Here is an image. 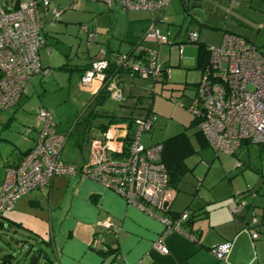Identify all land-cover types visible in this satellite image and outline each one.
<instances>
[{"label":"crops","instance_id":"obj_1","mask_svg":"<svg viewBox=\"0 0 264 264\" xmlns=\"http://www.w3.org/2000/svg\"><path fill=\"white\" fill-rule=\"evenodd\" d=\"M110 2L106 3L108 6L105 12L108 20L103 27L106 37L104 42L100 43L97 54L89 58L75 54L73 61H69L71 58L69 54L62 51L60 45L65 47L67 45L60 42L59 32L56 31L61 22L63 28L68 29L70 20H66L64 16L59 21L54 20L49 9L43 11L48 12L50 19L44 21L45 26L40 33L42 42L39 50L42 48L46 53L45 57L41 58L38 51L42 68L51 65L50 51L57 48L63 56L57 69L74 71L79 84L81 69L102 50L130 52L150 24L152 15L144 10H122L125 12L123 26L117 38L118 44L113 48L112 39L109 37L112 29L111 15L117 10L114 8L118 5L117 0ZM237 7L241 14L239 16L245 17L243 24L249 26L244 29L246 32L243 34L253 38L255 43L259 28L256 29L253 23L258 27L259 21L264 22V15H259V9L252 6V0H238ZM93 18V27L97 28L95 23L97 18L96 16ZM166 20L167 17L163 14L162 21ZM79 27L84 29L83 25ZM86 28L89 30L88 26ZM185 37L186 34L182 40ZM256 47L264 55L262 49L264 47ZM74 61L76 62L73 64L69 63ZM53 66L55 65L50 67ZM127 77L128 75H122L120 78L122 84ZM37 79L30 81L33 90L37 84L42 87L44 79L41 76ZM84 91L88 92L91 100L98 102L100 93L95 95L89 90ZM24 94L11 110L0 112V115L6 113L2 115L4 124L0 120L1 128L7 130L14 120L17 123L15 135L3 136L0 133V185L5 171L14 168L22 156L33 147L40 128L36 111L35 114H31L22 109L21 98ZM107 97L108 95L105 99ZM102 98L99 104L105 102L104 99L100 103ZM15 108L16 111L13 110ZM93 114L91 117L97 115L95 112ZM102 123L95 126L96 130L95 127L93 129L82 127L79 133L83 135L84 149L80 147L81 139L78 138L80 140L75 141L76 149L72 151L73 154L64 161L75 165L86 162L88 141L91 137H99L102 134L100 129ZM243 144L248 143L242 142L233 155L215 153L218 159L212 164L216 166L215 173L208 179L204 176L201 186L195 190L190 186L181 191L179 195L181 194L183 203L180 206L175 205L174 199L172 201L176 185L166 187L164 209H169L175 214L189 208L187 211L191 218L189 226L186 225L188 228L186 231L167 229L160 215L143 211L128 203L115 190L103 186L96 180L76 174L57 175L49 185L31 190L16 200L13 208L0 218V240H4L3 236L8 235L19 248H25L28 257L37 255L38 259L45 260L44 264H264V169L257 170L236 156L237 151H248L250 146L242 147ZM259 147L264 151V144ZM208 148L206 146L202 149ZM206 155L212 156L210 150L206 151ZM189 158L186 159L187 167ZM212 165L209 164V167ZM195 184L197 185V182ZM240 200L246 203V209L242 213L231 212L230 209ZM182 207L183 210L178 211ZM251 215L255 216L256 222L253 225L249 224ZM105 222L109 223L108 227L104 225ZM252 232H257L259 237L253 239ZM94 239L99 242L96 250L92 246ZM158 240L167 248L166 254L153 246ZM223 242H230V247L225 258L217 260L211 248ZM1 258L0 264H7L11 255Z\"/></svg>","mask_w":264,"mask_h":264},{"label":"built area","instance_id":"obj_2","mask_svg":"<svg viewBox=\"0 0 264 264\" xmlns=\"http://www.w3.org/2000/svg\"><path fill=\"white\" fill-rule=\"evenodd\" d=\"M171 1L117 0V5L122 10H144L153 15L165 10ZM5 4L0 0V112L16 105L34 75L49 73L48 68H42L38 54L44 26L42 12L49 9V1L18 0L11 7ZM50 11L58 20L61 10ZM162 20L159 17L152 21L132 53L107 58L102 50L79 77L80 86L95 95L106 91L112 99L124 101L123 84L114 74L107 75L111 64L126 70L130 78L149 80L150 89L152 83L168 80L171 70L158 60V48L167 44L182 57L187 44H196L199 35L190 29L185 40L176 43L157 28V22ZM83 28L92 41L96 31ZM207 50L208 63L201 71L188 110L198 119L197 128L208 147L214 153L233 155L242 142L264 144V55L254 45L230 34L223 35L218 46L210 45ZM37 118L40 128L33 147L16 167L5 171L0 185V218L16 200L49 185L57 175L77 174L96 180L150 214L158 215L157 210L165 208L168 177L160 162L161 144L146 146L140 141L142 133L152 129L155 114L134 118L137 131L128 142V122L111 123L99 137L89 139L88 158L82 165L62 159L68 135L56 131L51 112L39 107ZM245 209L246 203L240 200L230 211L242 213ZM188 214L183 211L174 219L160 218L167 229H179ZM255 222L251 215L249 224ZM104 225L108 227L109 223ZM251 237L256 239L259 234L252 232ZM98 244L94 239L92 246L97 249ZM153 246L167 253L159 240ZM229 247L230 242H223L211 249L217 260H223Z\"/></svg>","mask_w":264,"mask_h":264},{"label":"rangeland","instance_id":"obj_3","mask_svg":"<svg viewBox=\"0 0 264 264\" xmlns=\"http://www.w3.org/2000/svg\"><path fill=\"white\" fill-rule=\"evenodd\" d=\"M17 1L1 0L3 4L7 2L5 5L9 7ZM48 1L49 10L52 8L61 10L58 21L63 16L66 20H70V23H68L70 27L68 29L63 28L62 22L60 23L61 26L56 29L59 32L58 39L60 42L67 45L66 47L64 45L60 46L62 51L68 53L71 57L69 61L74 60L75 54L80 57L85 56V58L96 55L100 43L104 42L106 37L103 29L108 20L107 12H105L108 6L106 5V0ZM252 6L259 9V15H264V0H252ZM232 7H236L234 2L230 4L227 10L236 16L241 15L239 13L235 14ZM114 9L117 10L113 11L111 15L112 29L109 35L110 40L112 39L113 42L111 44L113 48L118 44L117 38L122 29L125 16V12L122 9L120 10L119 7ZM100 10L103 12L100 13ZM164 14L167 20L157 22V28L162 33H168L172 41L176 39V42H179V40L182 41L188 28L197 30L199 32L198 41L204 44L218 46L222 40V32L220 30L208 28L200 23H189L185 21L180 0H172L165 9ZM95 16L97 18L95 21L97 28L93 27V17ZM42 17L44 21L50 19L48 12H43ZM79 24L81 26L83 25V27L88 26L89 31H96L92 41L88 40L87 33L84 29L78 28L80 26ZM253 24L256 29L259 28L255 45L262 48L264 47V22L259 21L258 27L255 26V23ZM97 31H99L98 34ZM111 33L113 34L112 37ZM158 49V60L164 64L163 66H169L171 70L167 83L153 85L155 93L152 96L149 88V80L140 77L133 79L127 77L123 80L124 84L122 86L124 101L118 102L108 96L104 103L99 104L97 100H91L88 92L84 91L80 84H78V77L74 71L68 72L57 69V65L61 63L63 56L59 49L53 48L50 51L49 59L51 60V65L55 66L51 68V65L48 64L50 66L47 67L49 70L47 75L37 74L32 78L33 80H38L37 78L41 76L44 79L42 81V87L37 84L36 89L33 90L30 87V82L26 84L25 94L21 98L22 109L28 113L35 114V111L37 112L39 107H45L52 114L56 131L58 133L63 132L64 134H67L68 131L70 132L68 133V139L63 149V160L66 157H71L73 154L72 151L76 149L75 141L78 138L81 139L80 147L82 150L84 149L85 142L82 140L83 135L79 133L82 127L93 129L99 123L107 121V117L110 115L140 117L145 115L150 107H152V111L156 114V120L150 132H144L140 137V141L144 145H153L173 135L185 133L192 141L195 149H198V142L194 137V115L188 110L190 97L195 92L196 86L201 78V70L196 67L197 48L195 44H187L182 57L179 56L177 49L170 50L167 44L161 45ZM39 51L41 58H44L46 55L44 53L45 51L42 48ZM83 60L86 61V59ZM75 62L69 63L73 64ZM13 110L16 111V108ZM90 112H95L97 115L91 117L89 115ZM2 115H0V120L3 119ZM14 117L16 116L14 115ZM2 124H4L3 120ZM11 124L12 126L7 130L0 126L1 135H15L17 123L14 120ZM244 146H250L248 147V151H237L236 156L244 159L246 163H249L251 167L257 170L264 169V151L260 149L259 146L261 145L248 143L247 145L243 144L242 147ZM208 150H210L212 156L206 155V151L208 152ZM218 154L221 155L223 153ZM215 161H218L217 156L215 157V153L210 148L200 150L187 160L189 169L180 175L172 194V201L174 199L175 205L180 206L183 203L181 201V194L179 195L181 191H185L190 186L193 187L191 189L195 190L196 187L201 186L204 176L208 179L215 173L216 166L215 164L214 166L212 165ZM209 164L212 165L211 168ZM194 182H197V185ZM183 208H180L181 210L178 211H182ZM3 237L4 240H0V261L2 260L1 257L4 256V258H7V256L11 255V259L7 264H30L33 256L30 255L28 257L25 254V248H19L16 242L10 239L8 235H4ZM44 262L45 260L40 258L36 264H44Z\"/></svg>","mask_w":264,"mask_h":264},{"label":"trees","instance_id":"obj_4","mask_svg":"<svg viewBox=\"0 0 264 264\" xmlns=\"http://www.w3.org/2000/svg\"><path fill=\"white\" fill-rule=\"evenodd\" d=\"M180 2H181L182 9L184 12L185 21H187L189 23H191V22L197 23L198 22V24L200 23V24H202L208 28L220 30L222 32V36L225 34H230V35L239 37V38L243 39L246 43L252 44L256 47V45L254 43V39L253 38L251 39L248 36H246L245 34H243V32H246V31H244V29L248 28L249 26L247 24H243L244 23L243 19L240 16H238V15L236 16V15L230 13L229 10H227L229 8L230 4L232 2H234L236 7H234V8L232 7V10H234V13L236 12L238 14L239 13V10H237L238 0H180ZM16 3H15V5H16ZM163 11L164 10L156 11L151 17L150 24L152 23V21H157L159 19V17H163V14H164ZM160 15H162V16H160ZM150 24L148 25V27L150 26ZM148 27H147V29H148ZM144 32L142 33V35L144 34ZM141 38H142V36H141ZM184 40L179 41V42L175 41V42L176 43H182ZM135 45H134V47H135ZM195 46L197 48L196 67L202 71V69L208 63L209 55H208L207 49L210 45H207V44H204L202 42L197 41ZM134 47H133V49H134ZM133 49L130 52H127L126 54L132 53ZM118 53L119 52H108L105 49L104 55L107 58H109V57H113V56L117 55ZM89 65H90V62L81 69V72L83 73V71L85 69H87L89 67ZM82 73H81V75H82ZM111 74H114L116 76V78H119V82H121V83H122V81H120V78L122 77V75L127 76L126 70L116 68L113 64H111V66L109 67V71L107 72V75H111ZM168 80H163V81L158 82V83H152V89H150L151 90L150 93L152 94V96L155 93L153 85L165 84L168 82ZM106 94H107L106 91H100L98 102L100 101L102 96H107ZM18 102H19V100H18ZM17 103H16V105H17ZM93 113L94 112H90L89 115L92 116ZM36 114H37V112H36ZM150 114H155L152 111V107H150L148 109V111L145 115L140 116V117H147ZM93 115H95V114H93ZM134 118H136V117H133L131 115H129V116L110 115L109 117H107V121L103 122L102 125H100V129L103 132L111 123L126 121V122H128V136H127V142H128L130 139L131 140L133 139V137L137 131V129L134 125ZM193 124H194V129H195V132H194L195 136L194 137L196 138V140L198 142V144H197L198 149L197 148L195 149V147L192 144V141L190 140V138L185 133H179V134L173 135L171 137H168L167 139H165L161 142H158L159 144H161L160 162L163 164V166L166 170V173H167V177H168L167 186L168 185L175 186L177 183V180L180 178V175L185 170L189 169L187 167V164H186L187 158L193 156L195 153H197L199 151V149H202V148L208 146L206 143V140L204 139V137L202 136V134L200 133V131L197 128L198 119L195 117L193 120ZM260 145H262V144H260ZM187 210H189V208H186L184 211H187ZM157 213L161 217H164V218H167L170 220V219H174L181 212L173 214L169 211V209H163V210H159V211L157 210ZM188 213H189V211H188ZM189 218H191V217L188 216L185 220H182L180 222L179 229H182L185 231L188 229L186 227V225L189 226V223H190ZM97 251H101V250H97Z\"/></svg>","mask_w":264,"mask_h":264},{"label":"water","instance_id":"obj_5","mask_svg":"<svg viewBox=\"0 0 264 264\" xmlns=\"http://www.w3.org/2000/svg\"><path fill=\"white\" fill-rule=\"evenodd\" d=\"M105 97H106V96H104V97L102 98V100H101L100 103H102V102L104 101ZM165 206H166V204H165ZM37 261H38V256L35 255V256L32 257V261L30 262V264H36Z\"/></svg>","mask_w":264,"mask_h":264}]
</instances>
